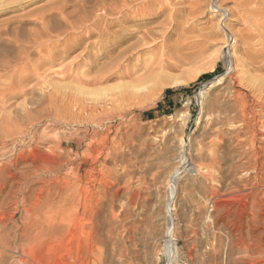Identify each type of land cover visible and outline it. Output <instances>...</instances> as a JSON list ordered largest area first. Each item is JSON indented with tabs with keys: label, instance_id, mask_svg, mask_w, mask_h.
<instances>
[{
	"label": "rangeland",
	"instance_id": "rangeland-1",
	"mask_svg": "<svg viewBox=\"0 0 264 264\" xmlns=\"http://www.w3.org/2000/svg\"><path fill=\"white\" fill-rule=\"evenodd\" d=\"M217 3L232 12L217 13ZM255 7L240 9L238 0H0V63L10 62L0 71V128L24 130L0 163L20 157L50 183L31 187L28 209L56 202L58 181L79 168L90 202L102 203L94 230L106 241L105 264L112 256L111 264H264V17ZM229 90L244 96L247 113L232 145L249 142L243 152L230 145L224 162L202 161L210 103ZM85 104L125 117L102 129L73 122ZM4 211L10 228L26 213L15 202ZM72 246L69 232L58 233L26 260L70 264ZM19 258L10 253L7 264Z\"/></svg>",
	"mask_w": 264,
	"mask_h": 264
},
{
	"label": "bare ground",
	"instance_id": "bare-ground-1",
	"mask_svg": "<svg viewBox=\"0 0 264 264\" xmlns=\"http://www.w3.org/2000/svg\"><path fill=\"white\" fill-rule=\"evenodd\" d=\"M138 1V0H137ZM140 1V0H139ZM172 1V0H171ZM262 1V0H260ZM256 1V0H238V8L240 9H247L251 5H256L253 11L255 14L260 15L264 17V0L262 2ZM146 2V1H145ZM218 2V0H217ZM236 2V1H234ZM259 2L261 4H259ZM222 3V2H221ZM237 3V2H236ZM134 4V3H133ZM220 4V3H219ZM125 5V4H124ZM145 5V4H144ZM147 5V3H146ZM170 5V3H169ZM237 4H235L236 7ZM259 6V7H258ZM217 13H220L225 17V14L229 12V14L232 12V10H224L221 9L218 3L214 6ZM254 7V6H253ZM262 7V8H261ZM127 9V8H126ZM230 9V8H229ZM232 9V8H231ZM234 10V8H233ZM235 11V10H234ZM243 11V10H242ZM250 12V11H249ZM206 13V12H204ZM237 13V12H236ZM247 13V12H246ZM239 14V13H238ZM237 14V15H238ZM242 14V13H241ZM175 15V14H174ZM228 15V14H227ZM243 15V14H242ZM172 16V14H171ZM232 16V14H231ZM236 16V15H235ZM239 16V15H238ZM175 17V16H174ZM261 17V18H262ZM239 18V17H238ZM247 17H243L242 20ZM42 19V18H41ZM173 19V18H172ZM250 19V18H249ZM254 20V19H253ZM256 21L258 18L255 19ZM261 20V19H260ZM252 21V20H251ZM226 22V21H224ZM246 22V20H245ZM248 22V21H247ZM226 24V23H224ZM258 24V23H257ZM262 24V23H260ZM264 25V24H263ZM262 25V27H263ZM257 26V25H256ZM226 27V25H225ZM261 27V26H260ZM228 28V27H226ZM254 28H256L254 26ZM259 28V27H258ZM257 28V29H258ZM258 30H261L259 28ZM264 30V29H263ZM216 31V30H215ZM256 32V31H255ZM257 33V32H256ZM48 34V33H47ZM67 35V34H66ZM254 35V34H253ZM260 36L264 35L259 33ZM48 36V35H47ZM57 36V35H56ZM210 36V35H209ZM53 37V36H52ZM264 37V36H263ZM42 38V37H41ZM256 38L257 35H256ZM262 38V37H261ZM38 41V39H35ZM33 40V41H35ZM42 40V39H41ZM35 41V42H36ZM23 43V42H22ZM30 43V42H28ZM40 43V42H39ZM38 43V44H39ZM44 43V42H43ZM33 44V43H32ZM37 44V45H38ZM259 44V43H258ZM262 43L261 45H263ZM40 45V44H39ZM35 46V45H34ZM236 48V47H235ZM3 51V50H2ZM25 51V50H24ZM40 51V50H39ZM1 52V51H0ZM13 53V52H12ZM18 53V52H17ZM1 54V53H0ZM22 54V52L20 53ZM10 55V54H9ZM16 55V54H15ZM17 56V55H16ZM19 56V55H18ZM21 56V55H20ZM3 57V56H2ZM11 57V56H9ZM24 57V56H23ZM22 57V58H23ZM53 57V56H52ZM260 57V56H259ZM1 58V57H0ZM7 58V57H6ZM21 58V57H20ZM18 58V59H20ZM11 59V58H10ZM51 59V58H50ZM9 60V58H8ZM13 61L15 59H12ZM21 60V59H20ZM19 60V61H20ZM27 60V59H26ZM231 60V59H230ZM257 60V59H256ZM255 60V61H256ZM12 61V62H13ZM17 61V57H16ZM261 61V60H260ZM259 61V62H260ZM37 62V61H36ZM253 61H251L252 63ZM257 62V61H256ZM258 62V63H259ZM39 63V62H37ZM45 63V62H44ZM234 63V62H233ZM236 63V62H235ZM255 63V62H254ZM262 63V62H261ZM8 64L10 62H4L0 63V71L1 69L8 68ZM231 64V63H230ZM229 64V65H230ZM233 67V70H236V65ZM260 64V63H259ZM16 66V64H14ZM26 65V64H25ZM252 65V64H251ZM13 66V65H12ZM21 66H24V64ZM254 66V65H253ZM252 66V67H253ZM261 66V64H260ZM14 67V66H13ZM238 67V66H237ZM256 68V65L254 66ZM253 67V68H254ZM263 67V66H262ZM254 68V69H255ZM264 68V67H263ZM10 69V68H9ZM18 69V68H17ZM15 69V70H17ZM38 69V68H37ZM262 68H260L261 70ZM19 70V69H18ZM5 71V70H4ZM13 71V69H12ZM50 71V70H49ZM15 72V71H14ZM13 72V73H14ZM34 73V71H32ZM30 72V73H32ZM16 73V72H15ZM14 73V74H15ZM22 73V72H21ZM28 73V72H27ZM4 74V73H3ZM7 74V73H6ZM12 74V75H14ZM37 74V73H36ZM35 74V75H36ZM5 75V74H4ZM3 77L5 78V76ZM9 75V73H8ZM16 75V74H15ZM14 75V76H15ZM20 75V74H19ZM19 75L18 78H19ZM38 75V74H37ZM10 76V75H9ZM23 76V75H22ZM16 77V76H15ZM37 77V76H36ZM230 77V76H229ZM2 78V77H1ZM13 78V77H12ZM24 78V76H23ZM161 78V77H159ZM14 79V78H13ZM16 79V78H15ZM22 79V78H21ZM27 79V78H26ZM25 79V80H26ZM2 80V79H1ZM7 81V80H5ZM13 81V80H12ZM15 81V80H14ZM18 81V80H17ZM258 81V80H257ZM6 83V82H5ZM9 84V82H7ZM15 83V82H13ZM20 84V80L18 82ZM181 81H176L175 85L181 84ZM16 84V83H15ZM47 84V83H46ZM146 84V83H145ZM3 85V84H2ZM7 85V84H6ZM21 85V84H20ZM150 85V84H149ZM13 86V85H12ZM18 86V85H17ZM22 86V85H21ZM147 86V84L145 85ZM259 86V85H257ZM50 87V86H49ZM149 87V86H148ZM231 87V86H230ZM229 87V88H230ZM18 88V87H17ZM29 88V87H28ZM258 88H262L258 87ZM16 89V88H15ZM14 89V91H15ZM20 88H18V95L22 91H19ZM51 89V88H50ZM257 90V88H255ZM1 90V89H0ZM3 90V89H2ZM13 90V89H12ZM55 90V89H54ZM142 90V89H141ZM53 91V90H52ZM82 91V90H81ZM3 92V91H0ZM7 91H5L6 94ZM240 92V91H239ZM4 93V92H3ZM9 97L10 98V93ZM7 93V96H8ZM23 93V92H22ZM55 93V92H54ZM13 94V93H12ZM60 94V93H59ZM16 95V94H15ZM21 95V93H20ZM5 96V95H4ZM14 96V95H13ZM12 96V97H13ZM223 96V95H222ZM6 98V96H5ZM6 98V99H8ZM16 98V97H15ZM13 97V99H15ZM58 98V97H57ZM37 99V98H36ZM67 99V98H66ZM74 99V98H73ZM249 99V98H248ZM253 99V98H252ZM12 100V99H11ZM26 100V98H25ZM247 101V100H246ZM15 102V101H14ZM75 102V101H74ZM211 102V101H210ZM27 103V102H26ZM73 103V102H72ZM39 104V102H38ZM78 104V103H77ZM211 104V112H212V120L209 122V127L207 124V132L206 137H204V140L206 138L207 142L204 141L200 142L201 149L199 152V159L202 161H210V162H217L218 159H224L227 157V150H229V146L234 144L236 139L240 136V127L241 123L245 124V104H244V96L238 92L229 90L227 92V95L224 97L214 98ZM7 105V104H6ZM86 105V104H85ZM73 107V106H72ZM24 108V107H23ZM115 109V107H112V109ZM4 109V108H3ZM130 109V108H129ZM249 109V108H248ZM250 110V109H249ZM210 111V110H209ZM248 111V110H247ZM210 112V114H211ZM4 113V111H3ZM76 114V115H75ZM247 114V113H246ZM250 114V111H249ZM252 115V113H251ZM258 115L263 116L264 119V111L259 113ZM124 113L122 111H114V110H107V109H99L96 106L92 105H86L82 107H77L76 111L74 112V121L79 120L83 121L84 124H86L89 127L99 126L104 127L107 122H113L115 120L123 119ZM249 118V115L248 117ZM250 119V118H249ZM252 119V118H251ZM250 119V120H251ZM263 121V120H262ZM130 122V120H129ZM249 123H251L249 121ZM255 123V122H254ZM259 123V122H257ZM76 124V123H75ZM256 124V123H255ZM254 124V125H255ZM3 125V124H2ZM1 125V126H2ZM121 125V124H120ZM129 125V124H128ZM247 125V124H246ZM249 125V124H248ZM247 125V127H248ZM251 125V124H250ZM253 125V123H252ZM254 128V126H252ZM245 126V125H244ZM106 127V126H105ZM129 127V126H128ZM131 127V126H130ZM250 127V126H249ZM257 127V125H256ZM255 127V128H256ZM92 128V129H93ZM121 128V127H120ZM262 128V129H261ZM260 129L263 130V133L260 134L262 138H264V121L262 122V127ZM91 129V128H90ZM128 129V128H127ZM251 129V128H250ZM32 130V129H31ZM108 132L111 130V126L108 127ZM260 130V131H261ZM87 131H90L87 129ZM112 131V130H111ZM206 131V130H205ZM259 131V132H260ZM26 132V130H25ZM94 132V130H93ZM245 132V131H243ZM24 133V130L20 128H14L12 125H5L4 127L0 128V159L4 156V151L9 147V145H14L15 143L21 141L20 136ZM117 133V132H116ZM252 134V133H251ZM249 133V136L252 137ZM256 135V134H254ZM243 136V135H242ZM22 137V136H21ZM96 137V133L92 134L91 138ZM248 137V135H247ZM247 138L248 140H252V138ZM256 137V136H255ZM247 140V141H248ZM23 141V140H22ZM128 141V140H127ZM244 142V141H243ZM249 142V141H248ZM248 142H245V144ZM93 143V141H92ZM91 143V144H92ZM138 143V142H137ZM240 143V141H239ZM251 143V142H250ZM241 144H238V146H233L238 151V148L241 150ZM243 144L242 146H244ZM17 146V145H16ZM231 146V147H232ZM246 146V145H245ZM15 148V147H14ZM146 148V147H145ZM197 148L198 145H197ZM246 149V147H244ZM250 148V146L248 147ZM233 149V150H235ZM168 150V149H167ZM242 151V150H241ZM245 151V150H244ZM20 152V151H19ZM231 152V150H230ZM234 152V151H233ZM239 152V151H238ZM237 152V153H238ZM243 152V151H242ZM11 154V153H10ZM9 154V155H10ZM179 154V153H178ZM198 154V153H197ZM240 154V153H239ZM242 154V153H241ZM240 154V155H241ZM237 155V154H235ZM239 155V157H241ZM151 156V155H150ZM198 156V155H197ZM230 156V153L228 155V158ZM244 155H242L243 157ZM6 157V156H5ZM12 157V156H9ZM156 157V156H155ZM20 158V157H19ZM17 159L14 161L13 165H7L4 163H0V182H2V186L0 187V212L4 213L6 207L9 203L15 202L17 205H22L24 208L25 216L23 218V221L21 225H18L14 222V227L10 228L9 223L7 225L5 221V215L4 218L0 217V264H7V257L10 256V253L12 254H19V262L21 264H32L29 263L28 260L31 258L32 252H34V249L41 245L42 241L48 240L50 237L55 236L56 234L69 232L71 235V242L73 244L72 250L69 253L70 257V264H105L103 255L104 251L102 246L106 242L104 240L103 235H101L98 232H95L94 228L96 227V224L100 226L99 221H97V216L100 211H102V203H98L97 205H94L90 202V197H88V190H87V184L85 181V176H82L79 173V168H77L74 176L71 180L65 181V180H59V186L60 191L57 194L58 200L56 202H53L51 204L46 205L44 208L40 210H33L31 211L28 209L27 203V194L32 190L31 187L34 186L35 183H40L42 186H45L46 184L50 185L49 181H47L46 176L41 177L37 172L38 170L35 169L32 166L24 165L23 161H20V159ZM164 157H159L158 160H162ZM198 158V157H197ZM232 158V157H230ZM153 158L152 160H154ZM220 159V160H221ZM222 159V160H223ZM151 160V159H150ZM157 160V159H156ZM218 160V161H220ZM225 160V159H224ZM223 160V162H224ZM227 161V160H226ZM197 162V161H196ZM195 162V163H196ZM199 162V161H198ZM197 162V163H198ZM200 163V162H199ZM218 163V162H217ZM222 163V161L220 162ZM228 163V162H227ZM215 164V163H214ZM213 164V165H214ZM226 164V163H225ZM146 165V164H145ZM156 165V164H155ZM154 165V166H155ZM193 165V164H192ZM216 165V164H215ZM221 165V164H220ZM223 165V164H222ZM160 165L158 164V167ZM197 166V165H196ZM152 167V166H151ZM215 167V166H214ZM221 167V166H220ZM141 168V167H139ZM153 168V167H152ZM166 168V167H165ZM198 168V166H197ZM217 168V166H216ZM60 169V168H58ZM205 169V167H204ZM203 169V170H204ZM219 169V168H218ZM154 170V168H153ZM158 170V169H157ZM156 170V171H157ZM182 170V169H181ZM187 170V169H186ZM215 170V169H214ZM49 171V169L47 170ZM57 171V170H56ZM155 171V172H156ZM163 171V170H162ZM189 171V170H188ZM161 172V171H160ZM49 173H52L51 170ZM181 173V172H180ZM185 173V172H184ZM200 179H203L206 175H204L203 172H199ZM178 176V174H176ZM37 178V179H35ZM198 178V179H199ZM214 178V177H213ZM133 179V178H132ZM175 179V178H174ZM173 179V180H174ZM142 180V179H141ZM204 180V179H203ZM206 180V178H205ZM214 180V179H213ZM133 181V180H132ZM199 181V180H198ZM165 182V181H164ZM200 182V181H199ZM1 185V184H0ZM47 186V185H46ZM98 187V186H97ZM131 187V186H130ZM128 187V189H131ZM144 187V186H143ZM48 191L50 190V187H48ZM101 188V187H100ZM89 189V188H88ZM147 190V189H145ZM132 191V190H131ZM151 191V190H150ZM138 192V191H137ZM177 193V187L175 182H173V186L170 187L169 194L171 198H173ZM90 198V199H89ZM92 200V199H91ZM1 213V215H2ZM7 213V212H6ZM16 213V212H15ZM5 214V213H4ZM24 215V214H23ZM3 216V215H2ZM119 217V216H118ZM7 219V217H6ZM125 225V224H124ZM120 227V226H119ZM132 227V226H131ZM130 227V228H131ZM134 227V226H133ZM132 227V228H133ZM116 228V227H115ZM129 228V229H130ZM113 229V228H112ZM126 229V228H125ZM135 229V228H134ZM120 230V229H119ZM132 230V229H131ZM174 230V221L170 219L169 223V230H168V241H167V249L170 256H172L174 251V245L172 243L173 239V231ZM127 233V230H125ZM130 231V230H129ZM135 233V230L132 231V233ZM119 233V232H118ZM125 233V234H126ZM111 234L112 231H111ZM120 234V233H119ZM118 234V236H119ZM124 235V233H123ZM117 236V238H118ZM127 236V234H126ZM122 237V236H121ZM120 237V238H121ZM113 239V237L111 236ZM128 238H130V235L128 234ZM116 240V239H115ZM122 240V239H121ZM116 242V241H115ZM114 242V243H115ZM117 244V243H116ZM220 245V244H219ZM112 248V247H111ZM109 247V249H111ZM115 248V246H114ZM108 249V250H109ZM116 249V248H115ZM106 250V249H105ZM121 250V249H120ZM119 250V251H120ZM107 251V250H106ZM114 251V250H111ZM122 251V250H121ZM117 252V251H116ZM121 253V252H119ZM130 253V252H129ZM123 254V253H122ZM117 255V254H116ZM120 256H123L121 254H118ZM117 255V257H118ZM112 256V255H111ZM119 256V257H120ZM125 256V255H124ZM115 256H112V258ZM128 257V256H127ZM130 257V256H129ZM111 258V263L113 259ZM116 258V257H115ZM123 258V257H122ZM137 258V257H136ZM132 259V258H131ZM217 260V259H216ZM126 260L125 262H127ZM131 261V260H130ZM110 263V264H111ZM114 263V262H113ZM133 263V262H132ZM129 262V264H132ZM217 261L215 262V264ZM19 264V263H18Z\"/></svg>",
	"mask_w": 264,
	"mask_h": 264
},
{
	"label": "trees",
	"instance_id": "trees-1",
	"mask_svg": "<svg viewBox=\"0 0 264 264\" xmlns=\"http://www.w3.org/2000/svg\"><path fill=\"white\" fill-rule=\"evenodd\" d=\"M168 93H169V91H168Z\"/></svg>",
	"mask_w": 264,
	"mask_h": 264
}]
</instances>
